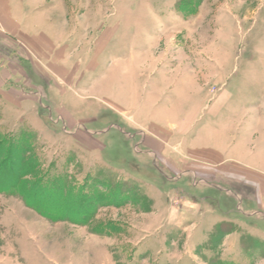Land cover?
I'll return each instance as SVG.
<instances>
[{
    "label": "rangeland",
    "instance_id": "obj_1",
    "mask_svg": "<svg viewBox=\"0 0 264 264\" xmlns=\"http://www.w3.org/2000/svg\"><path fill=\"white\" fill-rule=\"evenodd\" d=\"M70 10V67L0 88V264H252L264 237L207 179L179 177L188 166L169 123L216 126L241 111L252 132L264 113V0Z\"/></svg>",
    "mask_w": 264,
    "mask_h": 264
},
{
    "label": "crops",
    "instance_id": "obj_2",
    "mask_svg": "<svg viewBox=\"0 0 264 264\" xmlns=\"http://www.w3.org/2000/svg\"><path fill=\"white\" fill-rule=\"evenodd\" d=\"M70 9L71 0H0V88L13 76L70 67ZM243 118L241 111L226 114L210 126L181 114L168 122L174 128L169 139L178 164L188 166L179 177L188 171L207 179V189L227 195L238 221L264 237V113H258L251 133L241 125ZM252 264H264V254Z\"/></svg>",
    "mask_w": 264,
    "mask_h": 264
},
{
    "label": "trees",
    "instance_id": "obj_3",
    "mask_svg": "<svg viewBox=\"0 0 264 264\" xmlns=\"http://www.w3.org/2000/svg\"><path fill=\"white\" fill-rule=\"evenodd\" d=\"M5 138H6V137H5ZM1 140H2V142H6V140H5V141H3V139H1ZM21 142H22V146H23L24 143H23V141H21ZM9 146H10V145H9ZM32 161H33V162H32V166H34V165L36 166V165H37V159H36V158H33ZM34 162H35V163H34ZM7 168L12 169L13 167H12V165H10V166H8ZM9 172L11 173V172H13V170H12V171L9 170ZM48 173L51 174V173L49 172V170H48ZM1 174H2V172H1ZM45 174L47 175V172H46ZM45 174H44V176H46ZM63 175H64V173H57V174H55V175L53 176L52 180H55V179H56L55 182H57L58 185L62 186V185L65 183V182H64V179L62 180V178H63L62 176H63ZM44 176H43V177H44ZM1 178H4V176L1 177ZM1 180H2V179H1ZM3 180H4V179H3ZM18 181H19V180H18ZM95 182H96V181H95ZM5 184H7V183H5ZM5 184H2L1 181H0V187H1V188L3 187V190L6 189V188H8V186H6ZM8 185H9V184H8ZM60 186H59V187H60ZM5 187H6V188H5ZM9 187H10V186H9ZM64 187H65V185H64ZM40 189H42V191L44 190L43 187H40ZM60 190H61V189H60ZM38 192H41V191H38ZM98 199H99L98 197H95V198H94V202L98 201ZM91 200H93L92 197L89 198V201H90V202H93V201H91ZM80 202H82V201H80ZM94 202H93V203H94ZM84 203H85V205H84ZM84 203H83V204L80 203V204L84 205L86 208L88 207V205H90V204L92 205V203H89V202H84Z\"/></svg>",
    "mask_w": 264,
    "mask_h": 264
}]
</instances>
